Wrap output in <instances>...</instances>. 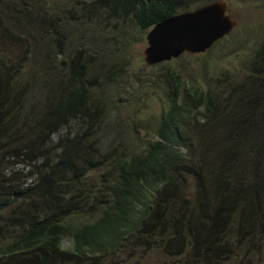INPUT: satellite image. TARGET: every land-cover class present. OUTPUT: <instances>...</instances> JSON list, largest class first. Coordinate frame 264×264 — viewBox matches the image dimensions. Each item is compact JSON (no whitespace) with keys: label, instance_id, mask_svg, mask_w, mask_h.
I'll return each instance as SVG.
<instances>
[{"label":"trees","instance_id":"1","mask_svg":"<svg viewBox=\"0 0 264 264\" xmlns=\"http://www.w3.org/2000/svg\"><path fill=\"white\" fill-rule=\"evenodd\" d=\"M212 1L94 3L122 21L124 36L130 38L127 24L130 30L144 32L171 15ZM69 59L71 82L49 93L53 103L43 112V124L42 119L40 126L31 124L35 133L24 153L12 145L22 136L21 125L11 130L12 115L0 113V164L7 153L22 156L28 162L25 177L35 178L28 184L16 180L14 172L0 173V264H85L132 241L149 243L158 233L165 238L166 228L171 236L165 248L173 242L179 250L187 246L193 264H200L198 259L209 264L238 250L234 231L240 232L239 240L245 237L249 242L259 228L264 234V100L260 101L264 93L258 87L222 110L233 114L245 105L251 108L242 127H237L238 142L231 148L202 151L210 162L201 156L194 162L195 155L182 148L188 149L190 133L197 129L195 120L204 118L212 94L175 72L174 86L155 124V139L102 150L97 135L104 131L108 110L93 101V87L81 82L88 69L83 51L76 49ZM1 86L0 105L7 104L6 87ZM70 123L81 126V132L71 135ZM207 153L212 154L210 159ZM241 169L242 178L237 177ZM188 176L194 182L193 193L176 196ZM66 238L71 240L68 249L62 247Z\"/></svg>","mask_w":264,"mask_h":264},{"label":"rangeland","instance_id":"2","mask_svg":"<svg viewBox=\"0 0 264 264\" xmlns=\"http://www.w3.org/2000/svg\"><path fill=\"white\" fill-rule=\"evenodd\" d=\"M95 1L0 0V89H4L1 86L4 84L7 96V104L5 101L0 105V113L5 117L12 115L11 130L22 127L21 138L12 144L18 152L24 153L30 144V136L35 133L29 129L31 124L40 126L43 112L53 103L49 93L60 91L58 87L71 82L66 61L76 49L83 51L88 66L81 82L93 87V101L108 110L104 131L97 135L102 150L155 139V124L174 86V72L184 82L207 89L213 97L209 110L203 112L204 118L195 120L197 129L190 133L188 149L182 151L195 155L194 162L199 156L210 162L202 152L206 148H231L239 141L236 130L242 127L250 106L234 109L233 114L222 110L230 109V104L252 87L264 93V0H224L227 14L236 21L227 36L204 53H184L155 65L144 60L148 30H130L131 25L125 22L131 36L125 37L122 21L117 22ZM69 125L71 135L81 132L76 123ZM55 137L51 138V145ZM8 154L0 164V173L11 171L16 180L32 183L34 177H25L27 160ZM211 155L207 153L209 159ZM244 171H238L237 177L242 178ZM182 181V191L177 189L175 195L189 196L194 182L190 176ZM174 208L177 213L178 208ZM164 231L165 238L158 233L149 243L132 241L85 264H193L187 246L185 251L179 250L174 242L171 248L164 247L171 236L168 228ZM256 233L249 242L245 237L239 240L240 232L234 231L232 240L239 244L238 250L209 264H264V234L261 228ZM70 242L66 238L62 247L68 249ZM199 256L203 258V254ZM198 261L206 264L202 259Z\"/></svg>","mask_w":264,"mask_h":264},{"label":"water","instance_id":"3","mask_svg":"<svg viewBox=\"0 0 264 264\" xmlns=\"http://www.w3.org/2000/svg\"><path fill=\"white\" fill-rule=\"evenodd\" d=\"M227 8L226 1L215 0L157 22L146 34L144 60L155 65L184 53L206 52L236 25Z\"/></svg>","mask_w":264,"mask_h":264},{"label":"clouds","instance_id":"4","mask_svg":"<svg viewBox=\"0 0 264 264\" xmlns=\"http://www.w3.org/2000/svg\"><path fill=\"white\" fill-rule=\"evenodd\" d=\"M152 27H153V26H152ZM152 27H151V28H152ZM151 28H150V29H151ZM150 29H149V30H150ZM149 30H148V31H149ZM147 33H148V32H147Z\"/></svg>","mask_w":264,"mask_h":264}]
</instances>
